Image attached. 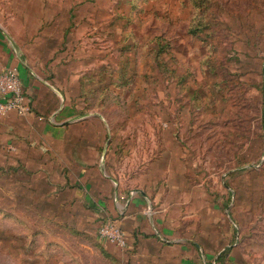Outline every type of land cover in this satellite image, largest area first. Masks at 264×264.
Returning <instances> with one entry per match:
<instances>
[{"label": "rangeland", "instance_id": "obj_1", "mask_svg": "<svg viewBox=\"0 0 264 264\" xmlns=\"http://www.w3.org/2000/svg\"><path fill=\"white\" fill-rule=\"evenodd\" d=\"M47 3L39 35L58 84L67 65L84 71L75 101L103 115L125 149L183 137L209 211L199 224L186 214L185 234L170 238L186 250L128 236L124 248L99 235L90 242L35 219L0 161V264H264V0ZM203 12L207 27L191 34Z\"/></svg>", "mask_w": 264, "mask_h": 264}, {"label": "crops", "instance_id": "obj_2", "mask_svg": "<svg viewBox=\"0 0 264 264\" xmlns=\"http://www.w3.org/2000/svg\"><path fill=\"white\" fill-rule=\"evenodd\" d=\"M34 1L0 0V71L18 67L32 103L27 116L0 115V161L17 173L19 199L31 203L35 219L90 242L112 218L138 245L186 250L185 239L170 238L185 234L186 214L199 224L209 209L204 182L188 174L184 138L175 135V145L160 148L151 135L152 147L143 143L139 154L125 149L122 139L116 143L104 116L75 101L74 83L85 72L67 65L65 87L58 84L51 43L39 35L48 3Z\"/></svg>", "mask_w": 264, "mask_h": 264}, {"label": "built area", "instance_id": "obj_3", "mask_svg": "<svg viewBox=\"0 0 264 264\" xmlns=\"http://www.w3.org/2000/svg\"><path fill=\"white\" fill-rule=\"evenodd\" d=\"M16 112L27 116L32 112L31 98L27 95L20 71L16 66H9L0 71V115ZM103 238L119 247H126V233L116 219L106 218L98 230Z\"/></svg>", "mask_w": 264, "mask_h": 264}, {"label": "trees", "instance_id": "obj_4", "mask_svg": "<svg viewBox=\"0 0 264 264\" xmlns=\"http://www.w3.org/2000/svg\"><path fill=\"white\" fill-rule=\"evenodd\" d=\"M193 1H194L195 6L200 7L201 9H203V7L208 6L207 4H205L207 0H193ZM205 18H206L205 12H203V14L199 17V23L198 24L193 23V25L190 26L189 29H190L191 34L195 35V34H197V31L201 30L202 28L207 27V24L204 22ZM263 135L264 134H262V136Z\"/></svg>", "mask_w": 264, "mask_h": 264}]
</instances>
